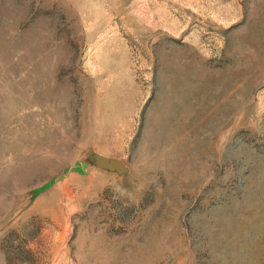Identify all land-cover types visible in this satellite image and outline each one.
<instances>
[{
    "label": "rangeland",
    "instance_id": "374dc122",
    "mask_svg": "<svg viewBox=\"0 0 264 264\" xmlns=\"http://www.w3.org/2000/svg\"><path fill=\"white\" fill-rule=\"evenodd\" d=\"M0 264H264V0H0Z\"/></svg>",
    "mask_w": 264,
    "mask_h": 264
},
{
    "label": "water",
    "instance_id": "95a60500",
    "mask_svg": "<svg viewBox=\"0 0 264 264\" xmlns=\"http://www.w3.org/2000/svg\"><path fill=\"white\" fill-rule=\"evenodd\" d=\"M94 163L98 168L116 173L118 176H122L127 171L126 166L121 161L115 159L95 156Z\"/></svg>",
    "mask_w": 264,
    "mask_h": 264
}]
</instances>
